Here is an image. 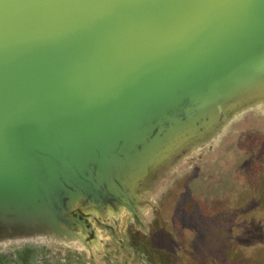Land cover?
Segmentation results:
<instances>
[{"label": "water", "instance_id": "obj_1", "mask_svg": "<svg viewBox=\"0 0 264 264\" xmlns=\"http://www.w3.org/2000/svg\"><path fill=\"white\" fill-rule=\"evenodd\" d=\"M255 76L264 0H0V225L127 207L116 165L135 178L144 145Z\"/></svg>", "mask_w": 264, "mask_h": 264}, {"label": "rangeland", "instance_id": "obj_2", "mask_svg": "<svg viewBox=\"0 0 264 264\" xmlns=\"http://www.w3.org/2000/svg\"><path fill=\"white\" fill-rule=\"evenodd\" d=\"M250 79L200 128L160 129L135 178L116 165L127 207L78 200L67 233L2 221L0 264H264V76Z\"/></svg>", "mask_w": 264, "mask_h": 264}, {"label": "bare ground", "instance_id": "obj_3", "mask_svg": "<svg viewBox=\"0 0 264 264\" xmlns=\"http://www.w3.org/2000/svg\"><path fill=\"white\" fill-rule=\"evenodd\" d=\"M255 77H256V76H255ZM252 78H253V77H252ZM243 79L245 80L246 78H243ZM249 80H251L250 77H249ZM252 80H253V79H252ZM252 80H251V81H252ZM240 81H241V80H240ZM246 82H247V81H246ZM262 82H263V80H262ZM244 84H245V83H244ZM244 84H243V85H244ZM247 84H248V83H247ZM247 86H248V85H247ZM257 86H258V85H257ZM259 86H260V85H259ZM262 86H263V85H262ZM243 87H244V86H243ZM245 87H246V86H245ZM249 87H250V86H249ZM254 87H255V86H254ZM247 88H248V87H247ZM245 89H246V88H245ZM245 89H243L242 91H244ZM238 90H241V89H238ZM254 90H255V89H254ZM242 91H241V93H242ZM236 92H237V91L235 90V92L233 91L234 94H233V95L231 94V95L233 96V97H232V100H236V99H238V96H237L238 93H236ZM248 92H249V91H248ZM248 92L246 91L245 93L247 94ZM252 92H253V91L250 92V95L254 93V92H253V93H252ZM235 93H236V94H235ZM241 93H240V94H241ZM246 94H244V95H246ZM241 95H243V94H241ZM247 95H249V94H247ZM239 96H240V95H239ZM230 97H231V96H230ZM241 97H242V96H241ZM241 97H239V98H241ZM250 98H251V97H250ZM227 100H228V99H227ZM225 101H226V100H225ZM225 101H223V102H225ZM232 102H233V101H232ZM235 105H236V104H235ZM217 108H218V107H217ZM217 108H215V111H216ZM220 109H221V108H220ZM215 111H214V112H215ZM209 112H211V111H209ZM214 116H215V115H214ZM175 124H176V123H175ZM178 128H179V127H178ZM188 131H189V130H188ZM183 133H184V132H183ZM192 134H194V133H192ZM180 135H181V134H180ZM190 135H191V134H190ZM178 136H179V135H178ZM181 136H182V135H181ZM174 140H175V139H174ZM149 145H150V144H149ZM171 148H172V147H171ZM150 149H151V148H150ZM158 149H159V148H158ZM164 150H165V149H164ZM170 150H171V149H170ZM156 151H157V150H156ZM151 152H153V151H151ZM148 153H149V152H148ZM163 153H164V152H163ZM157 154H158V153H157ZM157 154H156V155H157ZM146 156H147V154H146ZM151 156H153V155H151ZM153 157H154V156H153ZM143 158H144V157H143ZM148 158H150L149 155H148ZM148 158H147V159H148ZM138 160H140V159H138ZM142 160H143V159H142ZM136 161H137V160H136ZM136 161H135V162H136ZM143 161H144V160H143ZM146 161H147V160H145L144 163H145ZM150 161H152V159H151ZM150 161H149V162H150ZM154 161H155V160H154ZM137 162H138V161H137ZM140 162H141V161H140ZM140 162H139V163H140ZM139 163H138V165H141L143 162H141V164H139ZM124 172H125V171H124Z\"/></svg>", "mask_w": 264, "mask_h": 264}]
</instances>
